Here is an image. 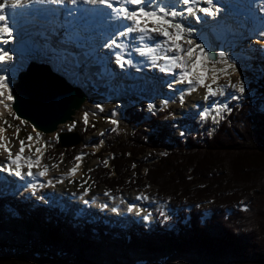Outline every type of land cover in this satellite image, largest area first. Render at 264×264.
Returning a JSON list of instances; mask_svg holds the SVG:
<instances>
[{
	"label": "trees",
	"instance_id": "1",
	"mask_svg": "<svg viewBox=\"0 0 264 264\" xmlns=\"http://www.w3.org/2000/svg\"><path fill=\"white\" fill-rule=\"evenodd\" d=\"M249 88L256 94L232 103L214 133L171 138L152 117L141 129L131 124L125 137L107 138L103 152L112 153L114 176L101 167L88 172L95 187L148 186L174 209L194 207L171 219L177 232L76 227L49 208L0 199V264H264V85ZM142 129H153V137ZM80 149L53 145L47 159L57 162L64 154L70 161Z\"/></svg>",
	"mask_w": 264,
	"mask_h": 264
},
{
	"label": "rangeland",
	"instance_id": "2",
	"mask_svg": "<svg viewBox=\"0 0 264 264\" xmlns=\"http://www.w3.org/2000/svg\"><path fill=\"white\" fill-rule=\"evenodd\" d=\"M259 31H261V30H259ZM249 33L253 34V33H251L250 30H249L248 34ZM239 37H241V39H236L237 36L228 37L227 40L224 41L222 46H220L219 51L217 52L218 55H219V52L223 51L225 53V57H227V58L229 57V59H231L232 61L236 57L238 60H234V61H235V63H237V64H235L237 66L234 69L231 68V70H229V71L227 70V73H225V74H229V75H221L223 72H219V70L220 69H224V67L220 68L219 70L217 69L218 70V80L215 83V85H214L213 82H211V84L214 85V86H212V88H215V89L222 88L223 91L222 92L217 91L216 92L217 99L215 101H213L212 103H208V101H207L206 103L210 104V105H207V107H209V106L212 107V105H215V108L217 110H221V108L226 110V108L228 107V104H229L228 101H229V99L231 97H236L237 100L244 99L245 96L250 94L248 85L249 84H255L258 81V79L260 78V76L263 77L261 74H258V71L262 70L261 73L262 74L264 73V64L262 63L261 59H257L256 58L258 55L255 54V53L256 52L259 53V56L264 58L262 53H261V52L264 53V38H259L258 39L259 42L255 43L254 40L252 39V37L250 39H248V40L246 39V38H248L247 37V33L239 35ZM251 41H253L254 46L253 45H249V42H251ZM195 43H197V42H195ZM198 44H200V43H198ZM259 44L262 45V49L256 47ZM195 45L196 44H193L194 47H195ZM211 48L212 49L209 48L208 51L213 50V47H211ZM52 59L54 60L55 57H53ZM55 62H56V60H54L51 64L53 66H55L54 65ZM209 67L211 68V67H213V65L209 64ZM52 68H53L52 70L55 73H57V71L54 70L55 68L54 67H52ZM90 71H92V70H90ZM59 72L62 73L61 71H59ZM85 72H86V70H85ZM79 74H81V73H79ZM63 76L66 77V75H64V74H63ZM155 76H157V75H155ZM146 77H148V76H146ZM210 77H211V73H209V78ZM66 80H69L67 82L69 84H71V85L75 84L77 87L81 86V84H77V82L75 81L74 78H69L68 77V79H66ZM150 80L152 81V86H153L154 82H155L154 78L150 79ZM81 81L83 83H82V86L79 87V88H81V90L83 89L84 92H86V95L88 94V99L82 105L81 108H83L84 110L88 109V110L92 111L93 110V108H92L93 106L91 104V101L93 100V98H97L93 94L99 92V88L97 86L100 84L101 79L99 77L88 78V76L85 75L83 77V80H82V77L80 78V80H78L79 83H81ZM241 82H243L244 88H245V91L243 93L239 92L238 88L229 87V84L238 85ZM102 83L100 85V88L102 86ZM165 83H167V82H165ZM134 86H131V85H128V84L125 85V86H122V85L121 86H117L116 84L109 83L107 85V88L110 89V88L116 87L117 91H120V90L124 91V90H129V88H132ZM183 87L184 86H182L180 88V86H176V88H175L173 86H169L168 84H166V87H164L162 90L159 91V96L156 95L157 93H153V95H154L153 102H151V98L149 96V94H150L149 92L140 93L138 100L143 101V104L144 103H150V104L155 103L154 104L155 106H158L159 105L158 103H160L161 105H164V103L166 102L165 106H167L170 103L169 102L170 99L175 94H181L180 93V91H181L180 89H182ZM204 89H205V91H204ZM206 90H207L206 88H202V89L199 88V89L193 91L194 93L193 94L191 93L192 95L190 94V96H189L190 100L183 99V101H185L184 103L178 104V103H176V101H174L173 104H171L172 105L171 108L169 109V114L167 116H163L160 120H158L157 123L159 124V126L163 127L165 129V131L167 133H169L171 138H175V137H178V138L182 137L180 139L185 138V135H183V132L181 130H177V131L170 130L171 129L170 123L173 122V121L179 120V119H188V118L191 119V118H193L194 115L192 116L190 114H192V112H194V111H191L190 109L196 108V107L202 105L203 102H205L206 99H208L209 97L212 98V96H207ZM199 91L200 92L203 91V93H200V95L197 94V93H199ZM166 94H169L172 97L167 98ZM195 94H197L198 96L195 95ZM253 94L254 93H252V95ZM163 96L166 97V98L162 99ZM206 96H207V98H205ZM119 97H120V95H119V93H117V96L114 97V100H117V98H119ZM133 98L134 97L129 99V96H127L126 97V102L125 101H121L120 102L121 106H118V107L120 109H122V107H124L123 109H125L126 107L127 108L135 107L134 105H130V104L127 105L126 104L128 101L130 102L131 99H133ZM138 100H135V101H138ZM12 102H13V100H12ZM156 102H158V103H156ZM156 108H157V111H158L159 110L158 107H156ZM83 109H82V111H83ZM115 109H117V108H115ZM115 109H112V112H111L112 115H111V117H108L107 123H102L101 125H98V119L97 118L93 119L92 126H90V127H93V129H96V131L94 132L93 135L86 137L82 141V143L84 141L90 139V138H94V137L97 138V136L102 132L100 130V128H103V129L105 128L108 132H109V130H113V129L116 128L119 131V133L122 134V136H124V137L129 135L131 132H133V130L130 128V126L128 125L127 120L125 118L120 117V121L121 122H120L118 127L116 126L118 124L114 125L113 123H111L113 117L117 118V122L119 121L118 118H119V114L120 113L116 112L118 110H115ZM145 109H146L145 107H139L138 108V110H143L147 114V112L150 111V110H149V108L147 110H145ZM79 111H77L75 113V115L73 116L72 121L67 122L66 124H63V125L57 127V129L55 130V132L53 131V133H49V134H46V135L40 134L39 140H37V139H35L37 131L36 130L35 131L32 130L31 126L26 121H24L25 123H21L20 119L15 117V114L12 112V105L10 107H0V122H1V124L3 126V128L6 129L4 132H2L1 136L5 138V141L10 142L9 146L11 145V148H9V149L14 154L16 152V148H17V152L19 151L20 140H24L26 145H28V144L32 145V150L31 151H29L27 147L25 148L24 155H26V153H30L29 154L30 156H25L26 158L30 157L32 160H36L37 158L31 157V156H34V153L37 156H39V157H40V155H42V156L44 155V160H45L44 163L45 164L43 165V167L48 169V173L46 172L48 174L47 180L51 176V174L53 175L52 177H57L56 174H59V173H60L59 177L66 176L71 171V170H69V168H71V167H70V164L66 161V159H67L66 156L64 158V155H61V157H62L61 158V160H62L61 162H59L56 165H53V164L50 165L49 163H51V161H47L46 162L45 153L47 152L48 147H51L54 144L57 145V143H58V135L60 133L63 134V133H68V132H75V134L76 133L78 134V133L82 132L83 130L87 129V127L84 124H82V122H81V113H82V111L80 113H79ZM108 112H110V110ZM155 112L156 111H154L153 113H155ZM221 117H222V114H221ZM211 120H215L213 118V116L211 117ZM5 121H7V123H4ZM9 125H11L12 127H9ZM212 127H214L213 130H211L209 128H204V126L202 127L200 125V128H202V130L208 132L209 134H212L217 129V125H212ZM17 128H19V133L18 134L16 132ZM142 130L145 131V134H146V137H147L148 136L147 134H149L150 130L149 129H147V130L146 129H142ZM188 130H189V128L187 129V131ZM193 132H195V130H193ZM29 135L34 137V139L32 141H28L27 137ZM149 137L150 138L153 137V134H149ZM97 140L99 141V139H97ZM36 148H41L42 149L41 153H37L35 151ZM98 148H100V147H98ZM98 148L97 149H95V147L94 148L93 147L85 148L84 149L85 152L79 154V156L83 157V159H81L83 163H82V166H81V171L79 172V175L77 177H75V179L79 178L80 176L81 177L74 184L70 185V184L66 183L65 186L66 185L67 186L63 187V189L60 192H63L64 190H66V191H68V190H77V191H79V190H84V189L91 191L92 185H91V183L89 181L88 182L86 181L87 180L86 179L87 178L86 174L91 170V168H93V166L96 165V161L93 160V161L89 162V160L92 159L93 154L97 152L96 150H98ZM91 151H93V152H91ZM104 156H108L109 160L111 159V157L109 155H104ZM70 161H72V157H71ZM151 162H152L151 160L148 161V163H151ZM74 163H77V160L75 158H74ZM39 169L42 170V160H41V163H40V167L36 169L37 172H39V175H40V172H42V171H39ZM141 173L144 175L145 174V170H142ZM131 175L133 176L134 174L132 173ZM44 176L45 175H43L42 177H44ZM68 176H70V174ZM48 182H52V181L48 180ZM58 184H59V181H58ZM101 190H103V187L100 188V191ZM49 191L51 193H48ZM49 191L44 190V194L43 195L35 196L37 198H36V200H33V204L32 205H36L38 203V201H40V199L46 198L47 196H49L48 194H52V191H53L52 188ZM155 191H156L155 188H153V189L145 188L143 193H147L149 196L155 198L153 196ZM101 193H102V191L99 194H101ZM127 193H130V192H123L120 195V197H123ZM28 194L29 195H34L33 193H28ZM147 194H146V196L148 197ZM31 197H33V196H31ZM127 198L130 201L133 200L131 194L129 196H127ZM142 199H145V198H142ZM42 201L45 202V200H42ZM149 201H150V199H149ZM154 202H152V201L148 202V203H150L149 206L153 205ZM107 207L112 209L111 204H108ZM115 212H117V211L115 210L114 213ZM228 212H230V211H228Z\"/></svg>",
	"mask_w": 264,
	"mask_h": 264
},
{
	"label": "snow or ice",
	"instance_id": "3",
	"mask_svg": "<svg viewBox=\"0 0 264 264\" xmlns=\"http://www.w3.org/2000/svg\"><path fill=\"white\" fill-rule=\"evenodd\" d=\"M23 0H4L3 4H0V33L6 34L9 38L12 36V29L9 27L8 20L10 13L8 11L9 4L11 9H16L22 4ZM36 2H42V0H36ZM44 2V0H43ZM47 2L54 4H65V0H47ZM200 0H160L159 4L155 3V0H68V3L72 5L77 4H87V5H103L108 9H113L117 13L118 19L131 21V24H121L117 26L116 35L119 37H129L132 33H139V37L133 39L139 40H152L156 44L167 45L165 49L166 52L174 53V55H156V47H147L140 48L139 51L142 55L150 56L151 59L155 62L158 60H163L165 65L169 68H178L180 69V78L179 83L187 82L188 85H193L195 80V86L190 88V91H195L197 87H204L207 89V96H215L217 91L222 92V88L214 90L211 85L206 84L205 81L209 78V73H211L212 82L215 84L218 80V71L214 67L216 61L214 57H211L208 52L205 51V47L202 44H196L195 47H192L193 41L187 38V33H190V29H186L183 20L186 16H192L197 11L205 13L206 15H214L212 9L213 0H205V3L209 7H199L196 8V5L199 4ZM113 3H119L121 6L119 8H113ZM125 5L137 6L135 9L130 10L129 7ZM187 6L186 8L181 6ZM79 11V8H74L73 12L69 15H75ZM111 19V17H109ZM197 20H201L202 17L197 16ZM151 24V27H149ZM155 34V35H154ZM260 35H264V32H261ZM156 36L163 37V41H157ZM183 41V43H182ZM7 42V41H5ZM189 45L185 47L184 44ZM106 47L115 46L116 48H123L122 43H117L116 39L113 38L110 45H105ZM219 57L221 61L227 63L224 60L225 53L223 51L219 52ZM11 60L12 57L7 54L5 51L3 54H0V61ZM116 62L121 63L123 66L124 63H131V58L125 60L123 59V53L116 56ZM209 64H212L213 67H209ZM234 67V64H227V68L220 69L219 72L227 73L228 68ZM164 70V69H162ZM8 77L0 76V98H5L7 101H12L13 96L9 89ZM229 87L238 88L239 92L243 93L245 91L243 82L238 85H231ZM207 96L205 98H207ZM181 102L183 101V96L180 97ZM0 103H4L3 99H0ZM8 105L5 103V107ZM99 107V106H98ZM149 110H152L153 106L150 104ZM18 118V117H17ZM85 123H87V116L84 117ZM4 123H7L5 121ZM21 123H25L21 121ZM111 123L116 124L115 120H112ZM9 127H12L9 125ZM6 129L0 127V133L4 132ZM35 131V130H34ZM17 134L19 133V128L16 129ZM40 133H36L35 139L39 140ZM28 141L34 139L33 136L29 135L27 137ZM10 142L5 141V138L0 136V149H3L7 153L8 157V168L11 169L12 165L16 166L15 175H21V166L22 161L26 164L29 169L28 175H32L31 169L34 166H38L41 163V159L38 157L36 160H32L30 157H24L23 153L27 147L29 151L32 150V145L25 144L24 140H20L19 151L13 154L8 144ZM37 153H41V148H36ZM82 157L77 156L76 160H81ZM107 163V161H105ZM77 167L71 169L72 175L76 174ZM45 171L40 172V175L43 176L46 174ZM107 194V193H106Z\"/></svg>",
	"mask_w": 264,
	"mask_h": 264
},
{
	"label": "bare ground",
	"instance_id": "4",
	"mask_svg": "<svg viewBox=\"0 0 264 264\" xmlns=\"http://www.w3.org/2000/svg\"><path fill=\"white\" fill-rule=\"evenodd\" d=\"M0 2H1L0 4H3L4 0H0ZM262 2L263 3H261V4H260L259 0H251L249 2L251 4L250 6H252V5L258 6L259 10H260V12L258 13V18H259L258 23H252V24H254V26H253L254 28L248 29V30L251 31V33H254L255 30H257L259 27H260L259 30L264 29V26L261 25L264 22V1H262ZM13 10L15 11L16 9H13ZM210 16H214V15H210ZM19 22H20V18H17L16 22H15V20L12 19V20H10V22H8V24H9V27L11 28L14 25V23H19ZM231 31L234 32L235 29H231ZM209 33H211L212 38L206 33L203 36H201V37H194V44H198V43L202 44L205 47V51L206 52H208L209 48L218 45V44H215L213 42L214 39H218V38H223L224 39L226 37L225 32H221V31L215 30L214 28L210 29ZM139 35H140L139 33H135L134 32V33L130 34L129 37H119V40H120L119 43H122L124 45L123 48H116L115 46H112L111 48L110 47H106V46L105 47H106V49L108 48V49H111V51L113 50L114 52H116V55H120L121 53H123V59L127 60V59L131 58V61L133 59L131 54L136 53V52H140L139 51L140 48H147V47H156L157 48L156 55H174V53L165 51V49L167 48V45L156 44L154 41H152V43H150V44H147L146 39L145 40L133 39V38L139 37ZM0 36H3V34H1ZM163 39H164L163 37L159 36V38H157L156 40L157 41H163ZM51 41H54V37H50V43H51ZM111 41H112V39L110 40L109 38H107L105 40V42H104V45H110ZM195 42H197V43H195ZM138 46H139V48H137ZM18 49H16V51H17V59L15 60V62L13 61L12 65H10V64L6 65L5 64L6 69L8 71L10 70V73L8 74V81L7 82H8V85H9V89H10V91L12 93V96H14V89H12V87H13V84L16 82V75L19 72H23L25 70L26 66L29 63H31V62L36 63V64H42L43 63V65H50L51 67H53V65L51 63L54 60H56V58L54 60L51 58L53 61H47V59H45L43 57V51H42L43 48H40V47H37V49H39L38 51H30V48L27 47V46H25L23 48L19 47ZM21 52H25V55L18 54V53H21ZM224 60H226L227 63H224L223 61H221V58L218 55V60H217L218 62L215 63L214 67L216 69H218V70L220 68H222V67L227 68V64L228 63L234 64V65L237 64V63H235L234 60H238V59L235 57L234 60L232 61L231 59H229V57L228 58L224 57ZM150 61H152L151 58H150ZM14 64H18V70H16V71L12 70V68L14 67L13 66ZM129 64L130 63H124L123 66H121V63H118V65L120 67H122V68L124 67L125 68V71L129 70L128 69V65ZM236 66L237 65H235L232 68L234 69ZM160 67H161V70L164 69L163 71H165V73L167 74L166 79H165L166 82H167L166 84H168L169 86H173L175 88H176V86H180V88L182 86H184L182 89H180L181 90L180 93L183 96V99L190 100L189 99L190 94L194 93L193 91H190V88L195 86V80L193 82V85H191V86L188 85L187 82L179 83L178 81H179V78H180V71H181L180 69H178V68H169L168 66L165 65L163 60H158V68H159V70H160ZM150 70L152 71V75H157V76L159 75L160 77L164 76L161 72L154 71L153 67L150 68ZM229 70H231V68H228V71ZM125 73H126V77H128V79L140 80V76L137 73H135V74H131V73H127V72H125ZM221 75H229V74L222 73ZM4 76H6V75L4 74ZM78 80H80V79L78 78ZM125 81L127 82V79ZM137 82L138 81H136V83ZM211 82H212L211 78H208L205 81L206 84L214 86L215 84L213 85V84H211ZM138 83H140V82H138ZM135 87H136V85H135ZM199 88L202 89L204 87H197L196 90L199 89ZM110 89H113V90L117 91L116 87L110 88ZM130 89L131 88H129V90ZM120 91H123V90H120ZM204 91H205V89H204ZM200 93H203V91L202 92L199 91V93H197V94L200 95ZM197 94H195V95H197ZM39 96L41 97L40 103L38 105L37 104L29 105V106H27V109L30 110V112H32L34 109L37 108V109H39L38 111L43 112V114L47 113L48 111H51L53 109V107H52L53 103H51V100H49V98H48L49 96L42 94V92L39 94ZM87 96H88V94H87ZM0 99L4 100V103H0V107H5V103L8 105L7 107L11 106L12 101H7L5 98H0ZM140 102H143V101H140ZM210 108L211 107L209 106V107H206V110L205 109L203 110L204 120H207L208 114H209V110L208 109H210ZM117 109H120V108L117 107ZM116 112L119 113V111H116ZM119 116H120V114H119ZM112 120H115L117 122V118H115V117H113ZM116 124H118V122ZM59 126H61V125H59ZM1 134L2 133H0V136H1ZM102 146H103V143H100L99 145L95 146V149H97L98 147L101 148ZM100 148H98V149H100ZM5 155H6V153L4 152V150L0 149V168H7L8 167L9 163H7L6 160L3 161V158L5 157ZM38 157L39 156H37L36 158H38ZM39 158L42 160L43 156L40 155ZM21 163H22L21 168L23 167L22 170H23V173H24V176L22 175L21 179H22V181H24V186L31 187L36 192L37 191L41 192V191H43L45 189H48V188L50 190V188L52 187L53 183L52 182H48V180H47L48 171H46L47 173L45 174L44 177H42L41 175H39V172H37V170H36L37 168L40 167V165L34 166L31 169L32 175L29 176L28 175L29 169L27 168L26 164L23 161ZM82 163H83L82 160L77 161V163L75 165V166L78 165L76 174L72 175V173L70 171L67 175L65 174L66 178L67 179H75V177H77L79 175V172L81 171ZM12 166H15V165H12ZM39 171H45V170L39 169ZM69 174H70V176H68ZM57 176H59V175H57ZM20 184H23V182H20ZM86 195L87 194H84V196H86ZM142 198H145V199H142ZM103 199L105 200V198H103ZM117 200H119V199H116V200L113 199L112 202L117 203L118 202ZM146 202H150L149 198L146 195L142 196L140 198H137V199H133L131 201L129 199L126 200V202L124 203V207L123 208L124 209L128 208L127 210L131 211L130 213H132L134 215L133 216L134 220L130 221V217L127 216V217L123 218V222L122 223L125 226H127V225L131 224V222H138V223H140L142 225H145L148 229H153L154 226H152L153 222H152L151 214L149 212H145L142 209V207H141V204L146 203ZM152 202H154V201H152ZM150 207H153V208L161 207V208H163V211H164L165 214L170 212V209L168 208L167 204L162 202V201H157V202L155 201L153 203V205H150ZM109 209H111V208H108L107 206H106V208H104L106 213H110V212H107V210H109ZM113 214H117V212H115Z\"/></svg>",
	"mask_w": 264,
	"mask_h": 264
},
{
	"label": "water",
	"instance_id": "5",
	"mask_svg": "<svg viewBox=\"0 0 264 264\" xmlns=\"http://www.w3.org/2000/svg\"><path fill=\"white\" fill-rule=\"evenodd\" d=\"M209 55L217 59L216 53L209 52ZM41 92L49 96L53 109L45 114L37 108L30 112L27 106L38 105ZM14 96L13 109L16 116L29 122L34 129L44 135L53 133L59 125L72 121L74 114L86 99L78 87L71 86L60 76L54 74L48 66L34 63L26 72L20 74L19 83L14 88ZM80 141L79 135L75 132L60 133L56 148H72V146L79 145Z\"/></svg>",
	"mask_w": 264,
	"mask_h": 264
},
{
	"label": "clouds",
	"instance_id": "6",
	"mask_svg": "<svg viewBox=\"0 0 264 264\" xmlns=\"http://www.w3.org/2000/svg\"><path fill=\"white\" fill-rule=\"evenodd\" d=\"M30 2V0H24V3H29ZM42 2H43V0H42Z\"/></svg>",
	"mask_w": 264,
	"mask_h": 264
}]
</instances>
